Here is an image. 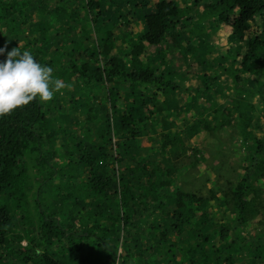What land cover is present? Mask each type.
I'll return each instance as SVG.
<instances>
[{
	"label": "trees",
	"instance_id": "obj_1",
	"mask_svg": "<svg viewBox=\"0 0 264 264\" xmlns=\"http://www.w3.org/2000/svg\"><path fill=\"white\" fill-rule=\"evenodd\" d=\"M7 1L0 22L18 19L24 33L28 22L57 16L63 31L70 26L69 43L43 28L50 37L40 46L18 48L39 58L72 47L55 64L78 84L68 86L66 111L81 123L65 124L66 111L35 98L0 117V260L6 248L18 264H264V229L250 230L264 180V0H113L110 9L102 0ZM192 21L216 28L218 43L232 42L219 47L212 70L196 61L213 44L188 47ZM168 37L183 51L181 72L165 54ZM195 103L212 107L197 133L235 126L248 151L226 196L230 222L212 223L215 191L204 199L181 187L170 152L179 141L171 127ZM32 191L41 218L30 229L22 199ZM51 200L62 202L64 220Z\"/></svg>",
	"mask_w": 264,
	"mask_h": 264
},
{
	"label": "rangeland",
	"instance_id": "obj_2",
	"mask_svg": "<svg viewBox=\"0 0 264 264\" xmlns=\"http://www.w3.org/2000/svg\"><path fill=\"white\" fill-rule=\"evenodd\" d=\"M1 1H5L8 3L7 0ZM147 1L148 0H138V4L142 5ZM174 1H178L180 3L181 1L186 0ZM102 2L105 8H112L111 2L113 3V0H102ZM123 4H128V0L124 1ZM69 17L70 16H68L67 18L70 20L71 17ZM68 19H66V21ZM192 22L194 23V25H191L190 30L192 31V33L190 32L189 34L193 41L190 45H188V47L190 48V50L199 52L201 48L207 47V42L208 44H213L212 48H208L209 51L204 54L199 61H196L199 63L205 62L212 70L216 68L217 65H219L220 59L218 57L217 51L218 49L222 50L219 47L224 46L225 44H232V42H227L225 44L218 43L217 38L219 34L217 33L216 28L210 27V25L205 22ZM40 23L41 24L39 26H35L33 28V22H28L24 33L23 30H21L18 26V19L10 18L5 22H0V47H3L5 49V55L7 51H10L13 47L19 46V48L27 49L29 44H33V41H36V44L40 46V40L42 38H49L50 35L48 33L54 30L61 34L64 32L63 34L69 37L57 39L59 42L64 39H66L68 43L69 40L71 42L70 37L72 35V32L70 29L68 30L70 26L66 27V29L63 31L62 26L64 25L65 20H60L59 16L53 19L50 23H47L45 21H41ZM139 29L140 25L136 24L133 31L137 32L139 31ZM41 30H44L43 32L48 33L42 34ZM36 32H41L39 34L42 35L39 36V34ZM129 37H135V34ZM171 40L172 38L168 37L165 45L171 48L172 52L174 53H170V49L166 47L165 54L166 56H173L170 67H177V71L181 72V70L183 69L181 61L183 51L180 49L178 50V48L176 47V43L171 42ZM203 44L206 45L203 46ZM196 46H198V48H196ZM225 48L226 47H223V50ZM71 49L72 47L69 44H66V46L62 45L59 48V53L57 55L53 56V54H50L47 49H44V51L47 52L46 55H41L39 56V58H36V56H34V58H36V60L41 65H47L53 69V80L59 79L65 85V87L62 88L59 92H54L53 98L50 101L43 102L44 104H47L49 108L53 109V107H58L62 109L63 112H65L69 106V99H71L72 102L74 101L73 96L69 93V90H71V88L68 86H76L78 84L75 81L70 80V71L67 73V71L64 72L60 70L58 64H55V61H57V57L62 60V54L67 56ZM161 50H163V48H161ZM195 54L196 53H194L192 58L197 57V55ZM199 56L196 59H199L201 57ZM186 60L188 61L189 58H186ZM181 77L182 80H184L183 74H181ZM76 95L78 97H81V94L79 92H77ZM78 103L80 104L81 102ZM211 109L212 107L210 104H207L206 107H199V105L195 103L189 109L190 111L182 110L178 114V127L177 125H173L171 127V130L172 133H175L177 135L176 137L177 139L179 138V141H177L176 146L172 148L170 152L171 154L176 153L174 160L178 165V179L181 182L180 185L184 190L197 193L204 199H208L211 197V190L215 191L218 194L217 199H214L211 203H209L210 210L212 211V223L218 224L221 222L223 223L224 220L226 222L231 221L233 214L231 212L230 206L225 207L224 204L226 203V196L229 195L230 190L233 189V186L238 180L241 166L245 161L246 153L248 151H246L242 133L235 126H226L222 130L217 131L211 136L209 134H206L204 131L197 133V129L195 128L196 121H198V119L206 118L207 113L212 111ZM172 116L175 117L177 116V114H173ZM84 117L85 116H83L82 118ZM72 118L76 120V122L81 123V121H79V113H76L73 110L72 112L66 111L65 124H69L70 119ZM169 123V120L165 122V125L161 123V130L166 125L168 126ZM194 147H199L200 153H196L195 151H193ZM262 167L263 171H260V173L263 174L264 165ZM58 183L59 182L57 181L55 185H58ZM257 184L258 196L251 205L253 210L252 216L254 222L250 225V230L260 228H262V230L264 229V180L258 181ZM49 190V193H51L52 196H57L58 194H60V190L57 191L56 188L50 187ZM51 203L57 209L56 212L58 217L64 220L65 216H63L62 214V202L60 200H51ZM22 204L26 209V215H29V218L31 220V222H27L28 227L31 229L33 228V224L38 223L41 218L40 213H38L36 207L35 192H28V195L22 199ZM71 206L72 201L69 204H66V207L71 208ZM14 219L16 225L15 233H18V213H15ZM25 244L26 241H23V245ZM2 252L5 253L4 259L6 261L0 260V262H5V264H18L17 261L13 260L12 256L8 253L9 251L6 250V248H3ZM121 252L122 247L120 246L118 253Z\"/></svg>",
	"mask_w": 264,
	"mask_h": 264
},
{
	"label": "clouds",
	"instance_id": "obj_3",
	"mask_svg": "<svg viewBox=\"0 0 264 264\" xmlns=\"http://www.w3.org/2000/svg\"><path fill=\"white\" fill-rule=\"evenodd\" d=\"M0 55L5 49L0 47ZM53 69L41 65L28 51L13 47L0 61V117L28 105L33 99L48 102L65 85L53 80Z\"/></svg>",
	"mask_w": 264,
	"mask_h": 264
}]
</instances>
